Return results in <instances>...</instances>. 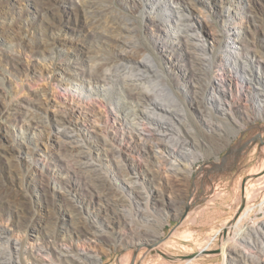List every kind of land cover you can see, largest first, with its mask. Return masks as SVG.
Returning <instances> with one entry per match:
<instances>
[{
  "label": "rangeland",
  "instance_id": "374dc122",
  "mask_svg": "<svg viewBox=\"0 0 264 264\" xmlns=\"http://www.w3.org/2000/svg\"><path fill=\"white\" fill-rule=\"evenodd\" d=\"M102 3L135 25L141 55L148 57L158 79L168 87L158 98L170 97L184 110L203 144L201 156L193 164L192 176L178 181L166 173L159 152H146L135 129L137 125L142 133L151 134L146 120L134 124L131 114L124 112L121 101L127 100L118 85L95 84L89 77L95 55L89 49L91 27L71 0H0V101L30 103L25 105L27 113L43 121L41 126H30V117L0 116L14 149L0 156V176H23L30 184L26 194L31 206L29 221L22 225L14 208L0 202L1 251L12 258L11 264H33L29 253L43 261L36 264H59L55 249L95 257L84 258L83 264H235L233 254L222 246L237 243L264 264V252L242 242L247 227L264 219V192L238 220L244 208L245 179L251 176L247 183L252 184L258 176L255 170L264 164V95L259 96L264 93V0ZM181 15L197 23L201 43L213 61L212 83L220 85L219 91L205 90L203 109L225 130L223 139L209 131L210 118L196 101L203 96L196 94L189 50L178 37L175 22ZM33 104L43 110L36 111ZM146 111L151 118H160L152 107ZM62 115L69 118L83 150L101 173L103 196L66 165L59 148L63 138L50 127V119ZM165 117L173 129L159 137L168 141L178 136L176 129L182 132V125ZM43 182L50 188L48 195L35 189ZM169 192L183 202L178 212L161 203L169 202ZM114 210L126 219L108 216ZM141 212L154 224H148ZM230 221L234 229L226 235ZM136 227L142 232H134ZM78 228L84 233H77ZM88 230L100 237L93 238ZM187 231L202 243L203 251L194 243L183 248L181 239ZM149 232L159 238L149 239Z\"/></svg>",
  "mask_w": 264,
  "mask_h": 264
},
{
  "label": "bare ground",
  "instance_id": "6f19581e",
  "mask_svg": "<svg viewBox=\"0 0 264 264\" xmlns=\"http://www.w3.org/2000/svg\"><path fill=\"white\" fill-rule=\"evenodd\" d=\"M71 2L78 9H81L85 20L91 27L89 32L91 34L89 35V49H94L95 51V55L92 58V70L89 74L91 81L95 84L101 82L115 84L122 89L124 93L123 98L127 100L124 102L119 98L123 104L124 112L131 114L130 117L134 124H136L139 119H144L146 120V124L151 128V134L146 135L135 125V129L138 131L139 136H141L142 147L146 149V152L160 153L157 158L164 164L166 173L170 175V177L178 181L188 180L192 176L193 164L196 163L199 160V156H201L198 151L203 148V144L197 138L195 131H193L188 124L184 110L170 97L158 98L159 95L161 96L165 93L168 87L158 79L159 74L154 70V65L149 61L148 57L145 55L143 56V54L141 55L142 48L139 47L138 42L134 39L136 31L135 25L130 19L109 11L107 7L103 5L102 0H71ZM181 2L185 4L187 0H181ZM178 17V22H175L178 27V37L189 50V62L193 67V79L198 88L196 94L200 93L199 95L203 96L196 101L200 107H202V113L210 118V112L203 109L205 108V96L203 94L206 89L219 91L220 86H214L212 83L211 75L213 71V61L209 53H207L205 45L201 43L200 35L197 30V23L194 19L185 15ZM175 21H177V19ZM254 22L255 21H252L253 24H255ZM234 41L237 42L238 40L234 39ZM109 47H112V50ZM245 48L247 50L249 49L248 46ZM120 49H122V51ZM231 64L230 61V66L237 68L236 63ZM243 69L245 71L249 70L248 67L244 66ZM151 73H154V75H149ZM155 79L158 80L154 82ZM146 83L149 84L146 86ZM262 95H264V93L259 94V96ZM25 105L31 104L27 103L22 105L21 103H5L0 101V116L5 118L15 115L30 117V121L32 122L30 126H41L43 124L41 118L37 117L34 119V115H29L27 113L29 110H27ZM128 106L133 107L134 110L131 111ZM220 106H222L221 111H223V104ZM34 107L36 111L43 110L40 104L37 106L34 105ZM148 107H152L153 112H157L160 118H151L146 111ZM23 109H26V111L23 112ZM166 115L178 119V122L182 125V132L180 128L176 129L178 131V136L169 137L170 139H167L168 141L159 137V135L164 134V130L173 129V126H170L167 121L164 120L168 119L165 117ZM50 121V127L55 130V136L63 138L62 141H60L59 148H61L65 156L66 165L84 185L88 186L99 196H103V194L106 193L104 179L99 170L90 161L89 154L83 150L84 146L75 136V129L71 127L69 118L62 115L56 116L50 119ZM207 125L209 131L213 135L220 139L224 138L225 130L218 123L210 118ZM58 127L62 129L59 130ZM5 131L4 126L0 123V156L12 154L14 151ZM28 140L31 141V139ZM262 153L264 159V148ZM255 172L254 174L258 176L252 184L248 186L247 183L248 180L251 179V176H247L245 179L244 208L238 220L250 212L254 199L264 192V164L260 165ZM7 180H9V182H7ZM128 180H131V178L129 177ZM128 182L131 186L136 184L135 181ZM29 185L30 184L27 185L26 182L24 183L23 176L21 175H11L8 179L0 176V202H5L8 206L14 208V213L17 214L19 223L22 225L27 224L30 218L31 206L26 194L30 189ZM36 188L41 190L45 195L49 194L50 188L44 184V182L40 183L35 189ZM168 194L170 195L169 202L162 199V205H170V207L178 212L179 206L183 203L182 200L179 197H175L171 192ZM138 197L143 200L142 196ZM108 211L109 208L106 209V212ZM142 214H144L142 217L146 219L148 224H154V220H149V217L146 216L145 213ZM108 216L121 220L126 219L125 215L117 213L116 210ZM119 222L120 221H117V223ZM188 222L195 223V219H190ZM233 224L234 223L230 221L226 225V235L233 231ZM139 225L142 224L139 223ZM139 231H141L139 228H134V232L139 233ZM87 232L88 235L90 234L93 238L100 237L96 231L88 230ZM143 232L146 231L143 230ZM77 233L83 234L84 232L82 229L79 230L78 228ZM2 234L3 233H0V239ZM147 235L151 240L159 238L157 233L153 234V232H149ZM56 238L57 237H55V239ZM181 241L185 242L182 243L183 248H189L194 243L203 251L201 248L202 243L196 240L188 231L187 234L182 236ZM242 242L243 244L252 245L255 251L262 250L264 252V219L255 220L247 227ZM176 243H179V241H176L175 244ZM242 247L243 246L240 244L232 243L231 245L222 246V249L223 251H229L233 254L234 257L232 258L236 261L235 264H241L242 260L246 261V259L251 261L249 264H258V261L256 262L254 257L243 252ZM42 249L48 248L43 247ZM80 255H82V257ZM28 257L29 260H32L33 264L43 262L41 258L33 253H29ZM55 258L59 264H83L84 258L91 260L95 259V257L88 252L83 254H71V252L63 249H55ZM11 263H13L12 258L5 251H1L0 249V264Z\"/></svg>",
  "mask_w": 264,
  "mask_h": 264
},
{
  "label": "water",
  "instance_id": "95a60500",
  "mask_svg": "<svg viewBox=\"0 0 264 264\" xmlns=\"http://www.w3.org/2000/svg\"><path fill=\"white\" fill-rule=\"evenodd\" d=\"M230 151V150H229ZM229 151H228V154H229Z\"/></svg>",
  "mask_w": 264,
  "mask_h": 264
}]
</instances>
